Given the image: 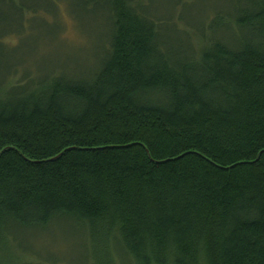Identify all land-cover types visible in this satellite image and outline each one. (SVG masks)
Returning <instances> with one entry per match:
<instances>
[{
	"label": "trees",
	"instance_id": "16d2710c",
	"mask_svg": "<svg viewBox=\"0 0 264 264\" xmlns=\"http://www.w3.org/2000/svg\"><path fill=\"white\" fill-rule=\"evenodd\" d=\"M74 1L110 28L96 68L0 77V264H59L17 245L56 222L86 264H264V0L175 40L140 0Z\"/></svg>",
	"mask_w": 264,
	"mask_h": 264
},
{
	"label": "rangeland",
	"instance_id": "374dc122",
	"mask_svg": "<svg viewBox=\"0 0 264 264\" xmlns=\"http://www.w3.org/2000/svg\"><path fill=\"white\" fill-rule=\"evenodd\" d=\"M53 1L14 0V6L20 10L2 5L0 77L13 71L20 77L29 75L34 79L53 74L70 77L96 68L108 45L110 28L105 13L83 8L74 0ZM140 3L147 6L146 11L153 17L169 21L176 34L170 36L172 40L180 36L177 33L187 23L193 33L206 26L207 15L232 12L230 0H186L183 5L176 0ZM77 228L70 222H56L45 232L18 236L17 245L59 264H86L93 243L87 242ZM119 264L129 263L123 259Z\"/></svg>",
	"mask_w": 264,
	"mask_h": 264
}]
</instances>
